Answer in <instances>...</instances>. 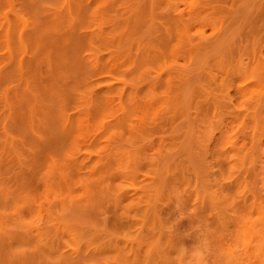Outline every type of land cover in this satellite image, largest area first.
<instances>
[{"label": "rangeland", "instance_id": "1", "mask_svg": "<svg viewBox=\"0 0 264 264\" xmlns=\"http://www.w3.org/2000/svg\"><path fill=\"white\" fill-rule=\"evenodd\" d=\"M0 264H264V0H0Z\"/></svg>", "mask_w": 264, "mask_h": 264}, {"label": "clouds", "instance_id": "2", "mask_svg": "<svg viewBox=\"0 0 264 264\" xmlns=\"http://www.w3.org/2000/svg\"><path fill=\"white\" fill-rule=\"evenodd\" d=\"M187 252V249L186 248H183V246H182V251L178 254L179 256H182V255H184L185 253ZM193 255H197L196 253H194ZM201 255V258H202V254H200Z\"/></svg>", "mask_w": 264, "mask_h": 264}]
</instances>
